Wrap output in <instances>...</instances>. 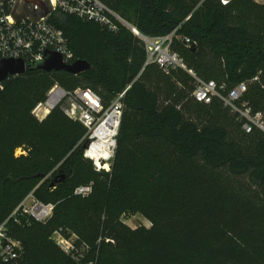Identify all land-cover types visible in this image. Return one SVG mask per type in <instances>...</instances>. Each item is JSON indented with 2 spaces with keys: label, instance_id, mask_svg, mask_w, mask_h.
I'll list each match as a JSON object with an SVG mask.
<instances>
[{
  "label": "trees",
  "instance_id": "obj_1",
  "mask_svg": "<svg viewBox=\"0 0 264 264\" xmlns=\"http://www.w3.org/2000/svg\"><path fill=\"white\" fill-rule=\"evenodd\" d=\"M102 1L145 36L175 32L170 47L189 70L224 94L246 83L237 103L264 113V2ZM54 22L90 68L32 69L0 89V224L31 192L55 204L22 233L10 221L23 244L18 264H76L52 239L65 224L92 237L96 264H264V130L247 132L219 97L198 101L188 70L147 64L143 39L123 23L113 31L74 15ZM56 83L92 89L105 108L126 90L110 171L85 156L87 129L67 100L42 121L34 115ZM78 180L91 182L89 195L75 194ZM115 195L151 226L120 222Z\"/></svg>",
  "mask_w": 264,
  "mask_h": 264
},
{
  "label": "built area",
  "instance_id": "obj_2",
  "mask_svg": "<svg viewBox=\"0 0 264 264\" xmlns=\"http://www.w3.org/2000/svg\"><path fill=\"white\" fill-rule=\"evenodd\" d=\"M230 1L221 0V3L227 5ZM61 15H74L86 21H94L113 31L118 28L117 21L123 23L143 39L148 53L147 64L156 63L166 73L175 68L188 70L196 79L194 96L198 101L209 103L213 97H219L239 113L247 132L253 126L264 130V113H253L247 104L240 106L237 103L247 90L246 83L242 82L226 94L222 93L215 81L198 78L187 68L183 58L172 51L170 45L175 32L158 37L145 36L102 0H0V64L4 60L20 59L29 65L43 61L48 52L61 54L63 62L67 64L76 61L68 37L54 22V18ZM186 41L189 47L192 46L190 39L186 38ZM17 75L20 74L9 75L6 80ZM5 81L0 83V89ZM220 88L225 89V86L221 85ZM125 94L126 90L120 92L110 106L105 108L101 96L92 89L77 87L66 90L56 83L50 89L47 99L40 102L33 113L42 121L54 107L67 100V114L87 129L85 156L92 160L96 170L110 171L117 147ZM109 118L115 122L108 129H102ZM92 190V184L82 185L77 187L75 194L87 196ZM54 209V203L43 202L33 192L29 193L0 224V262L18 264L23 251L22 241L10 229L11 220L25 219L28 224L32 221L45 222L53 215ZM52 239L76 264H96V257L92 255L93 248L86 245L81 249L78 240L65 235L62 229L54 231ZM106 241L114 242L110 238H106Z\"/></svg>",
  "mask_w": 264,
  "mask_h": 264
},
{
  "label": "water",
  "instance_id": "obj_3",
  "mask_svg": "<svg viewBox=\"0 0 264 264\" xmlns=\"http://www.w3.org/2000/svg\"><path fill=\"white\" fill-rule=\"evenodd\" d=\"M194 48V45H192ZM90 68V63L86 60H76L73 63L67 64L63 62L61 54L57 52H48L45 59L41 62L25 65L20 59L4 60L0 64V83L5 81L9 75L23 74L32 69L65 70L73 74H79ZM86 147V144L84 145ZM54 182H52V185Z\"/></svg>",
  "mask_w": 264,
  "mask_h": 264
},
{
  "label": "rangeland",
  "instance_id": "obj_4",
  "mask_svg": "<svg viewBox=\"0 0 264 264\" xmlns=\"http://www.w3.org/2000/svg\"><path fill=\"white\" fill-rule=\"evenodd\" d=\"M88 183H91V182L86 181V180H78L77 183L75 184L74 192L77 189V187L82 186V185H87ZM140 193L142 194V191H140ZM143 200H144V198L142 197L141 201H143ZM112 201L118 203L119 209H121V212L119 215L120 222L125 223L126 225H128L132 228L138 227L140 225H145L147 227L151 226V222L141 212H139V211L133 212L131 210H128V201L127 200L122 199L121 197L115 195V196H113ZM12 225H13L15 232H17V233H22L23 231L27 230L26 220H24V221L23 220L22 221H13ZM63 227L64 228H62V232L67 236H71L74 239H77L79 247L81 249H83V247H85L88 244H89V246L94 244L91 236L78 234V233L74 232V230L67 224L63 225ZM90 247H92V246H90Z\"/></svg>",
  "mask_w": 264,
  "mask_h": 264
},
{
  "label": "bare ground",
  "instance_id": "obj_5",
  "mask_svg": "<svg viewBox=\"0 0 264 264\" xmlns=\"http://www.w3.org/2000/svg\"><path fill=\"white\" fill-rule=\"evenodd\" d=\"M115 121L112 118H109L106 123L103 125L102 129H108L110 124H113Z\"/></svg>",
  "mask_w": 264,
  "mask_h": 264
},
{
  "label": "crops",
  "instance_id": "obj_6",
  "mask_svg": "<svg viewBox=\"0 0 264 264\" xmlns=\"http://www.w3.org/2000/svg\"><path fill=\"white\" fill-rule=\"evenodd\" d=\"M256 1H258V2H264V0H256Z\"/></svg>",
  "mask_w": 264,
  "mask_h": 264
}]
</instances>
